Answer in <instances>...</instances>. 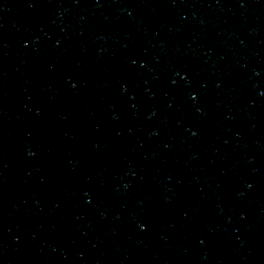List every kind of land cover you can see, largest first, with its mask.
I'll use <instances>...</instances> for the list:
<instances>
[{"label":"water","instance_id":"95a60500","mask_svg":"<svg viewBox=\"0 0 264 264\" xmlns=\"http://www.w3.org/2000/svg\"><path fill=\"white\" fill-rule=\"evenodd\" d=\"M0 264H264V0H0Z\"/></svg>","mask_w":264,"mask_h":264},{"label":"clouds","instance_id":"9594fccd","mask_svg":"<svg viewBox=\"0 0 264 264\" xmlns=\"http://www.w3.org/2000/svg\"><path fill=\"white\" fill-rule=\"evenodd\" d=\"M29 155H32V153H29Z\"/></svg>","mask_w":264,"mask_h":264},{"label":"snow or ice","instance_id":"6c2138e0","mask_svg":"<svg viewBox=\"0 0 264 264\" xmlns=\"http://www.w3.org/2000/svg\"><path fill=\"white\" fill-rule=\"evenodd\" d=\"M194 98V97H193Z\"/></svg>","mask_w":264,"mask_h":264}]
</instances>
